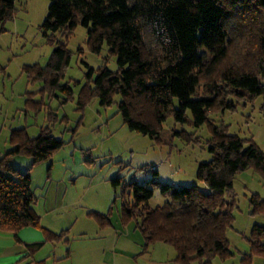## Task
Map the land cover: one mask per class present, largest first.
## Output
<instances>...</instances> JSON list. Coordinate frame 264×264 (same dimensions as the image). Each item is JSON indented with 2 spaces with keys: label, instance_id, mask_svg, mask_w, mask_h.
<instances>
[{
  "label": "trees",
  "instance_id": "obj_1",
  "mask_svg": "<svg viewBox=\"0 0 264 264\" xmlns=\"http://www.w3.org/2000/svg\"><path fill=\"white\" fill-rule=\"evenodd\" d=\"M16 1L0 0L1 20L11 16ZM80 23L88 30L92 51L99 53L105 44L117 58L116 72L98 70L92 94L102 106L119 96V112L131 131L160 139L169 117L184 124L190 111L196 128L208 123L212 132L211 159L197 170L198 180L210 191L154 181L171 201L152 208L153 189L132 183L131 198L122 206L123 221L136 222L145 248L158 242L172 246L181 264L227 259L226 234L233 218L223 195L232 194L239 172L254 169L264 176V153L255 143L230 135L226 127L211 124L209 115L226 104L227 95L250 101L264 96V0H50L42 29L46 35L70 34ZM68 59L66 45L58 43L45 68L34 65L26 71L52 90L59 87ZM202 87L210 96H199ZM227 106L235 107L230 102ZM11 141L14 149L0 159V229L16 236L25 227H40V217L33 208L31 175L15 169L10 158L28 155L37 164L63 142L48 129L36 138L24 129L14 130ZM120 184V179L113 180L115 187ZM251 202L264 212V200L253 195ZM93 215L101 227L109 223L104 215ZM45 234L50 242L66 238L64 232ZM263 237L264 227L255 225L253 252L264 259ZM244 261L251 264L249 258Z\"/></svg>",
  "mask_w": 264,
  "mask_h": 264
},
{
  "label": "rangeland",
  "instance_id": "obj_2",
  "mask_svg": "<svg viewBox=\"0 0 264 264\" xmlns=\"http://www.w3.org/2000/svg\"><path fill=\"white\" fill-rule=\"evenodd\" d=\"M49 4L50 0H17L11 16L0 19V159L13 148L14 130L24 129L30 138L44 129L51 131L63 146L47 160L34 164L28 155L10 158L15 169L31 175L33 208L41 223L57 231L67 230L69 248L76 253L85 245L104 243L102 248H106L112 244V237L103 242L77 239L79 234H93L99 228L93 213L104 215L112 223L118 245L117 250L114 244L106 254H99L107 260L135 264L129 251L143 254L144 240L134 220L123 221L122 206L131 198L129 185L148 184L153 189L152 208L171 201L170 194L162 193L154 181L176 188L196 185L209 192L198 180L197 170L211 159L212 132L208 123L196 128L190 111L184 124L169 117L160 139L131 131L119 112V96L112 105L102 106L92 94L98 70L107 67L116 72L117 58L105 44L99 53L92 51L88 30L81 23L70 34L46 35L42 25ZM58 43L66 45L69 59L59 87L51 90L44 80L31 79L26 67L45 68ZM65 88L72 91L71 96ZM199 96L210 93L202 87ZM229 102L234 109L227 106ZM209 122L255 143L264 153V96L250 101L227 95L226 104L210 112ZM115 179L121 181L116 187ZM253 195L264 200V176L254 169L239 172L232 194L223 195L233 218L226 234L231 256L225 260L215 257L210 264H245V258L251 264H264L251 244L253 227H264V212L251 202ZM166 254L156 260L152 259L154 253L141 255L136 264H168Z\"/></svg>",
  "mask_w": 264,
  "mask_h": 264
},
{
  "label": "crops",
  "instance_id": "obj_3",
  "mask_svg": "<svg viewBox=\"0 0 264 264\" xmlns=\"http://www.w3.org/2000/svg\"><path fill=\"white\" fill-rule=\"evenodd\" d=\"M12 149H14V145ZM96 223L99 228L94 230L95 233L87 234L88 232H85L79 234L77 239H99L101 242H103L102 239L109 240L112 237V244L110 246L106 245V248H102L104 243H102L101 246L94 245V247L85 245L82 246V248L79 249L76 253H73V251L69 248L70 234L66 235V238L64 240L58 242L46 241L45 230L52 231L55 234H60L61 232H65L67 230L64 229L57 231L51 227L44 226L41 221L40 227L29 226L21 229L17 232V237L11 231L0 229V264H122L121 262L107 260L103 257L104 255L99 254L101 251H103L102 253L106 254L108 252L107 250H109V247L112 248L114 244V248H116L117 250L118 239L116 240L115 237H113V231H111L112 226H110L112 225L111 222L103 227L100 226V223L97 221V219ZM99 231L102 232L99 234ZM100 235L102 236L100 237ZM82 242L92 243V241ZM38 243H43V246L39 250L33 249L32 246ZM171 248L173 247L161 242L151 244L147 248H145L144 242V250L142 251L143 254L139 252L135 255L134 251H129L132 257L130 259H135L134 261L136 264L138 263L137 259L141 255H152V253H154L152 259H154L155 257L156 260L160 257L161 253H167L165 258L167 259L168 264H181L176 261V250L173 251ZM152 262L153 261H151L150 263L146 262V264H151Z\"/></svg>",
  "mask_w": 264,
  "mask_h": 264
}]
</instances>
